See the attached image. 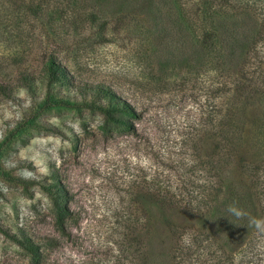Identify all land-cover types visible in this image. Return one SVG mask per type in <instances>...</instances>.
Masks as SVG:
<instances>
[{
    "label": "rangeland",
    "instance_id": "374dc122",
    "mask_svg": "<svg viewBox=\"0 0 264 264\" xmlns=\"http://www.w3.org/2000/svg\"><path fill=\"white\" fill-rule=\"evenodd\" d=\"M23 1L0 0V264H31L21 231L54 240L48 264H264L250 224L264 219V102L241 117L238 151L210 159L225 94L177 0H83L57 23L24 16ZM91 3L103 31L85 20ZM51 54L71 81L48 86ZM100 85L138 114L131 131L102 130ZM54 174L71 197L65 235L41 187Z\"/></svg>",
    "mask_w": 264,
    "mask_h": 264
},
{
    "label": "trees",
    "instance_id": "16d2710c",
    "mask_svg": "<svg viewBox=\"0 0 264 264\" xmlns=\"http://www.w3.org/2000/svg\"><path fill=\"white\" fill-rule=\"evenodd\" d=\"M91 4L97 10L91 11L85 20L103 31L108 26V19L102 16L100 9L103 4L100 7ZM177 4L185 31H189L202 50L199 59L212 72L215 90L225 94V100L213 107L209 138L215 144L213 153H208V156L210 159L217 155L228 156L232 150L238 151L236 132L241 125V117L244 118L253 106L264 102V72L260 71L262 60L258 50L260 43L264 44V0H177ZM83 6V0H24L20 7L24 16L57 23L63 16L75 13ZM250 34V42L244 50V38ZM41 70L50 87L71 81L67 66L56 55L48 56ZM35 79L33 74L27 73L23 77V85H29ZM94 90L100 100H107V106L98 108L105 117L102 130H108L112 124L131 131V120L138 118L132 106L122 101L109 87L100 85ZM214 170L212 165L211 171ZM41 187L52 201L56 229L67 234V222L72 212L66 186L60 176L54 174L52 182ZM15 241L28 253L31 264H48L45 250L55 246L52 239L37 240L24 231Z\"/></svg>",
    "mask_w": 264,
    "mask_h": 264
},
{
    "label": "clouds",
    "instance_id": "9594fccd",
    "mask_svg": "<svg viewBox=\"0 0 264 264\" xmlns=\"http://www.w3.org/2000/svg\"><path fill=\"white\" fill-rule=\"evenodd\" d=\"M229 210L232 211L237 216L241 215V213L239 211H236V210L232 209L231 207ZM250 224L254 225L260 231H264V219L252 218L250 221Z\"/></svg>",
    "mask_w": 264,
    "mask_h": 264
}]
</instances>
